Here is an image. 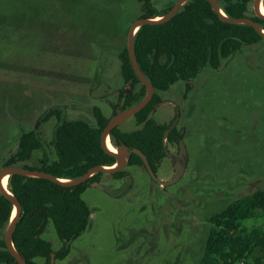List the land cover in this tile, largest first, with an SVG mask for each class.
Listing matches in <instances>:
<instances>
[{"label":"rangeland","instance_id":"1","mask_svg":"<svg viewBox=\"0 0 264 264\" xmlns=\"http://www.w3.org/2000/svg\"><path fill=\"white\" fill-rule=\"evenodd\" d=\"M23 1L0 0V169L21 133L35 126L55 157L57 118L42 121L54 106L67 120L92 124L95 106L109 117L123 111L120 90L128 85L118 53L143 11L141 0ZM152 1L164 10L176 0ZM247 14L256 16L253 2ZM160 94L154 118L167 125L178 119L185 152L166 140L170 156L157 175L173 179L180 162L182 177L164 186L144 166L130 164L123 178L104 173L83 193L91 210L87 229L54 264H196L211 218L264 189V39L244 45L219 69L203 67L188 93L180 80ZM131 126L140 127L134 117L120 127ZM43 155V148L34 151L37 159ZM241 224L264 232L259 214ZM42 237L54 251L62 247L52 221Z\"/></svg>","mask_w":264,"mask_h":264},{"label":"trees","instance_id":"2","mask_svg":"<svg viewBox=\"0 0 264 264\" xmlns=\"http://www.w3.org/2000/svg\"><path fill=\"white\" fill-rule=\"evenodd\" d=\"M141 1L143 11L139 17L163 15L175 3L160 10L152 0ZM253 1L218 0V3L227 15L242 17L248 16V8ZM252 18L257 19L264 28V19ZM263 39L250 24L230 23L221 19L209 0H190L169 21L142 25L135 35L136 57L156 92L153 99L134 116L139 128L124 131L118 126L112 129L113 144L117 147L127 145L131 150L139 148L157 173L159 164L168 156L166 140L180 143L184 138V133L176 126L164 139L165 131L171 125L160 123L152 116L163 102L160 92L182 80L186 82L188 93L192 89L193 79L203 67L219 69L226 58L244 45L256 44ZM118 57L123 80L128 85L120 90V105L125 110L141 101L147 89L132 66L127 46L119 51ZM93 114L94 124L83 119L67 120L60 106L46 110L42 121L52 116L57 118L52 141L55 157L47 149L41 132L35 126L21 133L16 151L7 157L4 165L45 170L56 177L72 179L95 165L115 164V156L104 148L101 140L111 117L99 106L93 108ZM40 148L44 149V155L37 159L34 151ZM128 164L145 167L143 159L135 152L129 157ZM103 174L95 173L76 186L63 185L44 177L10 176L9 189L22 204L13 242L27 264H41L37 257H44L45 264H51L53 253L56 259L68 256L72 240L79 237L90 223L91 210L83 193L89 185L100 184ZM112 175L123 178L127 171L124 169ZM13 213V203L0 193V228H7ZM257 214L264 217V189L240 196L214 215L211 218L214 226L209 230L203 257L196 264H264V232L259 228L247 229L241 224ZM49 221L53 222L63 243L57 251H54L50 241L42 237ZM0 264H19L9 251L4 235L0 237Z\"/></svg>","mask_w":264,"mask_h":264},{"label":"water","instance_id":"3","mask_svg":"<svg viewBox=\"0 0 264 264\" xmlns=\"http://www.w3.org/2000/svg\"><path fill=\"white\" fill-rule=\"evenodd\" d=\"M188 1L190 0H177L176 3L171 7V9L163 15H157V16H152V17H139L132 23L128 31L127 49L129 51L130 60L141 83L146 86L147 93L141 101L123 110L121 113H118L115 116L111 117L109 119L108 124L106 125V127L104 128L102 132V136H101L102 145L109 153L115 156L116 158L115 164L110 165V166L95 165L91 167L83 175L77 178H72V179L59 178L45 170L30 169V168H26L20 165H3L1 167L0 169V193L4 195L5 197H7L13 203L14 209H16L15 215L12 216L11 221L6 228V231L4 234V240L6 242V245L9 251L16 257L19 264H27L26 259L17 251L14 245V242H13V235H14L15 227L22 213V204L20 200L13 194V192L7 189L6 187H4V185L2 184V178L5 175H9V181H10L11 175L21 174L25 176L44 177V178L53 180L63 185L76 186V185H79L87 181L95 173L103 172V173L113 174L118 171L124 170L129 163V157L131 156L132 152H135L141 156V158L144 161V165L146 169L148 170L149 174L159 184H163L164 186H167L168 184L178 181L182 177L184 168L182 167L180 162H176L175 163V177L171 180L162 182L160 178L158 177L157 173L153 170L148 157L142 150H140L139 148H134L131 150L127 145H122L120 147L115 146L117 148V151H113L107 146L106 139L108 136L111 137V131L113 128L120 126L126 120H128L131 117H134L138 112H140L153 99L155 92H156V88L153 82L144 74V72L140 68V65L136 57L135 35L137 31L144 24H160V23L169 21ZM209 1L213 9L220 15L221 19L227 22H230V23L250 24L264 38V28L260 25L257 19L248 17V16L231 17L227 15L225 11L219 6L218 0H209ZM262 4L264 5L263 0L253 1V9H254L256 17L259 19H264V13H262L261 11ZM177 123H178V119L176 118L173 124L165 131V134H164L165 140L167 139L172 129L176 127ZM179 144H180V149L182 153L185 152L184 141L180 140ZM168 155H170L169 152H168ZM55 260H56L55 253H53L51 257V264H54Z\"/></svg>","mask_w":264,"mask_h":264},{"label":"bare ground","instance_id":"4","mask_svg":"<svg viewBox=\"0 0 264 264\" xmlns=\"http://www.w3.org/2000/svg\"><path fill=\"white\" fill-rule=\"evenodd\" d=\"M261 11H262V13H264V5L262 4L261 5ZM158 19V18H157ZM110 139H111V141H112V137H110V136H108L107 137V139H106V144H107V146L111 149V150H113V151H116L115 149H117L116 147H114L113 145H112V143L110 142ZM2 184L4 185V187H6L7 189H9V175H5L3 178H2ZM10 190V189H9ZM15 213H16V209H14V213H13V216L15 215Z\"/></svg>","mask_w":264,"mask_h":264},{"label":"crops","instance_id":"5","mask_svg":"<svg viewBox=\"0 0 264 264\" xmlns=\"http://www.w3.org/2000/svg\"><path fill=\"white\" fill-rule=\"evenodd\" d=\"M176 1H177V0H176ZM176 1H175V3H176ZM23 2H25V0H24ZM175 3H174V4H175ZM160 104H161V103H160ZM152 116L154 117L155 115L152 114ZM131 118H132V117H131ZM129 119H130V118H129ZM129 119H128V120H129ZM155 119H156V118H155ZM128 120H126L125 122H127ZM125 122H124V123H125ZM158 122H160V123H164V122H162V121H158ZM124 123H123V124H124ZM121 125H122V124H121ZM121 125H120V126H121ZM138 128H139V127H138ZM135 129H137V128H133V126H131V128H127V129L124 130V131H132V130H135ZM169 156H170V155H169Z\"/></svg>","mask_w":264,"mask_h":264},{"label":"flooded vegetation","instance_id":"6","mask_svg":"<svg viewBox=\"0 0 264 264\" xmlns=\"http://www.w3.org/2000/svg\"><path fill=\"white\" fill-rule=\"evenodd\" d=\"M110 142L112 143L111 139H110ZM112 145L115 147V145L112 143ZM117 151V149H115Z\"/></svg>","mask_w":264,"mask_h":264}]
</instances>
